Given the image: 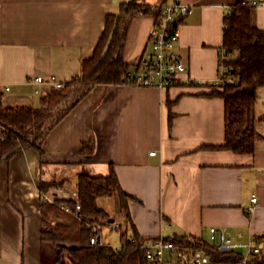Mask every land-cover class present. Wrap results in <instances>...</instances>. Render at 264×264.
<instances>
[{
    "label": "crops",
    "instance_id": "0c3cea01",
    "mask_svg": "<svg viewBox=\"0 0 264 264\" xmlns=\"http://www.w3.org/2000/svg\"><path fill=\"white\" fill-rule=\"evenodd\" d=\"M123 1L0 0V85L9 87L0 91V107L36 108L51 87L31 83L33 76L53 75L63 83L75 77L93 52L105 14ZM236 1L183 0L189 12L178 21L176 51L186 71L171 86L97 84L48 133L42 153L34 148L14 153L21 175L13 183L31 212L38 215L39 181L65 180L73 194L79 173L105 175L112 166L131 197L127 224L140 236L202 239L211 226L240 239L264 234V87L254 107V151L206 147L224 140L223 99L206 96L210 90L203 85L219 74L223 18ZM253 20L264 31V6L254 8ZM153 23L143 15L131 20L123 48L129 71L147 56ZM1 217L0 205V241ZM32 237L39 264H57L55 247L37 233Z\"/></svg>",
    "mask_w": 264,
    "mask_h": 264
},
{
    "label": "trees",
    "instance_id": "16d2710c",
    "mask_svg": "<svg viewBox=\"0 0 264 264\" xmlns=\"http://www.w3.org/2000/svg\"><path fill=\"white\" fill-rule=\"evenodd\" d=\"M163 1L159 4L144 0H126L116 12H107L101 34L92 54L82 59L79 73L61 88H50L40 97L38 106L0 107V126L5 135L0 140V160L17 151L34 148L42 153V144L48 133L83 99L97 84H124L131 65L123 59V48L131 20L137 15L149 16L157 22L162 14ZM231 13L223 18L222 54L220 64L232 83L219 88L204 84L210 91L208 97H220L224 102V140L210 149H226L238 154H250L255 149L258 134L254 107L258 89L264 86V31L254 24L253 10L247 0H237ZM136 65L134 69H137ZM172 114H169L171 119ZM264 118V115L261 116ZM86 149V150H85ZM87 145L81 146L87 152ZM65 180L39 181L38 192L63 186ZM76 197H57L52 201L38 202L39 239L56 249V263L65 264L66 255L74 264H146L138 245L148 239L135 229L121 249L101 243L90 244L92 226L100 227L109 222L108 214L98 206L97 199L117 195L120 210L128 216L127 201L131 197L121 190L112 166L105 175H77ZM72 213L65 212L62 206ZM79 205L76 210L75 206ZM178 244L203 248L216 260H235L219 255L212 246L190 235H172ZM256 239L262 243L261 253L253 258L255 264H264V234Z\"/></svg>",
    "mask_w": 264,
    "mask_h": 264
},
{
    "label": "built area",
    "instance_id": "2783aa9c",
    "mask_svg": "<svg viewBox=\"0 0 264 264\" xmlns=\"http://www.w3.org/2000/svg\"><path fill=\"white\" fill-rule=\"evenodd\" d=\"M247 4L254 8L264 6V0H247ZM231 11L230 7L225 15H229ZM188 12L189 5L184 3L183 0H167L163 4L160 18L153 23L148 33L149 51L147 56L138 64L137 69L126 73L125 84L166 88L179 79L180 75L186 71V66L176 51L179 38L178 21L186 16ZM228 69L223 64H220L217 78L207 84L219 88L225 84L232 83L234 77L227 74ZM30 82L38 85H47L51 88H61L64 85L63 82L53 75L47 77L41 75L33 76ZM2 89L8 90L9 87L0 85V91ZM4 138L3 128L0 126V140H4ZM150 154H154V152H150ZM38 193L39 198L43 201L53 200L46 192ZM71 197H76V192ZM256 199L255 194H252L251 203H255ZM62 208L65 212L72 213L64 205ZM75 209L78 210L79 205H76ZM247 209L251 212L253 207L250 206ZM92 232L93 235L90 237L89 243L96 244L99 241V227L92 226ZM208 234L212 249L219 255L231 256L234 253V249L238 247H246L247 252L235 260H216L211 253L203 248L180 245L173 241L171 236L163 234L142 241L138 248L146 264H255L253 258L261 253L262 250L261 247L251 248L250 241L247 244L234 242L231 235L222 228L211 226L208 229ZM123 244L118 249H121Z\"/></svg>",
    "mask_w": 264,
    "mask_h": 264
},
{
    "label": "rangeland",
    "instance_id": "374dc122",
    "mask_svg": "<svg viewBox=\"0 0 264 264\" xmlns=\"http://www.w3.org/2000/svg\"><path fill=\"white\" fill-rule=\"evenodd\" d=\"M17 155L18 153L4 158L1 164L3 168V171L0 172L1 218L3 219V231L8 230L10 233L2 231L0 256L16 264H39L38 252L32 237L34 233H37V236L39 235L38 215L28 209L29 203L19 193L21 189L16 186V182L13 183L21 175L20 170L17 168L19 165L16 158ZM64 184L57 188H50L46 193L51 199L71 196L73 186L69 184L66 186L67 183ZM115 199V196L102 197L97 199V204L111 216L109 223L100 227V241L118 248L127 239L126 237L129 236V233L132 236L133 229L127 224L124 211L120 210L121 218L118 219L120 206ZM115 226L118 228H115ZM208 235L207 233L204 234L202 240L210 246L211 242ZM166 236H172V234L168 233ZM231 238L238 244H247L250 241L251 248L263 246L256 238H236V232L232 233ZM246 252V247H238L234 249V253L230 257L234 258L238 255H245ZM63 262L65 264H72L66 255L63 256Z\"/></svg>",
    "mask_w": 264,
    "mask_h": 264
},
{
    "label": "water",
    "instance_id": "95a60500",
    "mask_svg": "<svg viewBox=\"0 0 264 264\" xmlns=\"http://www.w3.org/2000/svg\"><path fill=\"white\" fill-rule=\"evenodd\" d=\"M0 264H16V263L0 256Z\"/></svg>",
    "mask_w": 264,
    "mask_h": 264
}]
</instances>
